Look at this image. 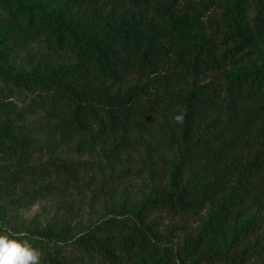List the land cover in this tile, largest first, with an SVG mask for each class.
<instances>
[{"label": "trees", "instance_id": "obj_1", "mask_svg": "<svg viewBox=\"0 0 264 264\" xmlns=\"http://www.w3.org/2000/svg\"><path fill=\"white\" fill-rule=\"evenodd\" d=\"M67 1L90 9L96 26L82 29L70 9L39 0H0V42L9 44L0 52V155L29 154L33 130L114 136L113 151L124 150L165 104L177 113L179 160L167 189L131 217L94 224L68 243L71 256L48 254L43 264H251L264 255V246L251 241L264 225V54L257 50L264 43V0ZM36 42L73 63L29 74L3 70L4 59ZM181 83L187 86L174 90ZM18 94L27 99L19 113L9 102ZM11 115L40 118L16 127ZM53 169L72 171L66 161L19 166L4 174L0 195L25 174L49 176ZM202 209L204 221L177 246L164 243L148 221L152 213L190 216ZM220 227L231 228L219 251ZM68 229L54 224L42 235L55 242Z\"/></svg>", "mask_w": 264, "mask_h": 264}, {"label": "rangeland", "instance_id": "obj_2", "mask_svg": "<svg viewBox=\"0 0 264 264\" xmlns=\"http://www.w3.org/2000/svg\"><path fill=\"white\" fill-rule=\"evenodd\" d=\"M39 1L49 8L70 9L72 22L82 29L96 26V18L90 9L83 12L72 8L67 0L56 4H49V0ZM226 1L218 0L219 6ZM219 14L220 10L215 11L216 16ZM7 47L9 44L0 42V52ZM257 50L264 54V43L258 45ZM3 63V70L13 75L69 66L73 62L64 53H54L45 43L36 42L18 49L14 56L4 59ZM205 78L206 82L210 75ZM186 86V83H181L174 90H183ZM9 102L16 105L14 110L19 113V108L27 99L18 94ZM176 115L174 107L159 105L150 123L132 133L129 147L120 151H113L117 143L114 136H65L54 135L47 130H33L29 154L11 158L0 155V184L6 182L4 174L19 166L51 167L66 161L71 163L72 171L68 174L63 169H53L49 176L25 174L15 182L9 194L0 195V230L11 229L17 234H26L32 246L39 249L43 264L48 254L57 256V252H60L63 257L71 256L73 251L67 246L68 243L94 224L110 217H131L140 203L167 189L172 165L179 160L178 151L173 145ZM11 118L13 126L20 127L35 123L40 116L25 115L23 120H15V115H11ZM41 190L42 193H39ZM24 192L38 195L25 198ZM206 214V209L190 216L152 213L148 221L154 222L155 231L163 236L164 243L177 246L200 226ZM54 224H64L69 229L65 237L60 236L58 241L50 242L42 233ZM230 228L220 227L219 251L228 246ZM255 240L259 247L264 246V225L251 241ZM251 264H264V255L254 256Z\"/></svg>", "mask_w": 264, "mask_h": 264}, {"label": "clouds", "instance_id": "obj_3", "mask_svg": "<svg viewBox=\"0 0 264 264\" xmlns=\"http://www.w3.org/2000/svg\"><path fill=\"white\" fill-rule=\"evenodd\" d=\"M0 264H41V253L26 234L0 230Z\"/></svg>", "mask_w": 264, "mask_h": 264}]
</instances>
